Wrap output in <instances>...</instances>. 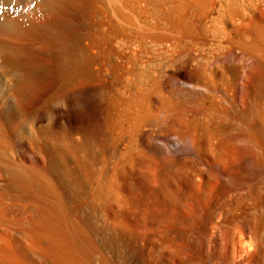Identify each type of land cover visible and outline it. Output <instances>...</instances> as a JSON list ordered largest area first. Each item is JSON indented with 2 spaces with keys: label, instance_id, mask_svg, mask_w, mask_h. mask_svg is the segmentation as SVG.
<instances>
[{
  "label": "bare ground",
  "instance_id": "1",
  "mask_svg": "<svg viewBox=\"0 0 264 264\" xmlns=\"http://www.w3.org/2000/svg\"><path fill=\"white\" fill-rule=\"evenodd\" d=\"M0 264H264V0H0Z\"/></svg>",
  "mask_w": 264,
  "mask_h": 264
}]
</instances>
